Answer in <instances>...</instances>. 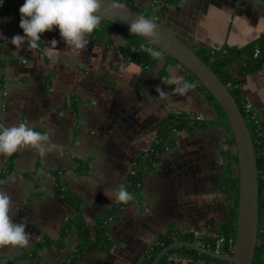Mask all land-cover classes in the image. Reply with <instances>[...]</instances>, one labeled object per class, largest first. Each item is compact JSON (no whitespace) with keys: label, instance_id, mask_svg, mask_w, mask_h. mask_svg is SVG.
<instances>
[{"label":"crops","instance_id":"crops-1","mask_svg":"<svg viewBox=\"0 0 264 264\" xmlns=\"http://www.w3.org/2000/svg\"><path fill=\"white\" fill-rule=\"evenodd\" d=\"M129 2L146 9L155 0ZM22 3L0 5V127L24 124L44 139L0 153V191L27 238L0 245V264H140L168 231L205 245L234 236L225 237L231 134L197 87L177 90L189 74L163 56L151 66L130 60L120 50L124 34L107 23L97 24L100 39L86 33L79 48L55 25L34 46L30 38L16 46ZM158 20L195 51L230 48L241 50L240 62L264 59L253 55L264 37V0H174ZM227 68L264 148V62L246 75L236 62ZM196 114L202 126H169L168 149H154L163 120ZM134 176L138 196L129 200ZM221 261L175 250L163 264Z\"/></svg>","mask_w":264,"mask_h":264},{"label":"water","instance_id":"water-1","mask_svg":"<svg viewBox=\"0 0 264 264\" xmlns=\"http://www.w3.org/2000/svg\"><path fill=\"white\" fill-rule=\"evenodd\" d=\"M163 1L158 0L147 15L139 13L129 5L119 1L117 6L123 7V10L104 8L102 10L105 15L101 16V19L130 33H132L130 23L137 16L149 17L158 25L159 40L156 43H153L149 38L135 35L167 54L184 70L194 76L218 103L227 121L223 126L229 130L234 142L235 170L238 184L234 243L230 254L217 253L190 241H175L162 248L150 264H157L169 250L178 247L190 248L231 264H251L258 234V172L251 133L234 97L211 69L212 63L223 55L206 63L193 48L168 31L156 18V12Z\"/></svg>","mask_w":264,"mask_h":264},{"label":"trees","instance_id":"trees-1","mask_svg":"<svg viewBox=\"0 0 264 264\" xmlns=\"http://www.w3.org/2000/svg\"><path fill=\"white\" fill-rule=\"evenodd\" d=\"M3 1H8V0H3ZM139 13H143L145 15L149 14L156 5V0L155 2L151 5V7L143 9L134 6L129 0H119ZM174 0H164L158 11L156 12V18L157 20L159 19L160 14L166 9L167 5ZM159 21V20H158ZM100 23H107L111 24L116 30L124 34L125 42L126 44L120 47V50L122 53L128 57L130 60L134 61L137 64H140L142 66H151L155 63L156 59H154L150 53L147 51L148 48H152L154 50H159L155 48L154 46L150 45L146 40L136 36L133 33L127 32L123 28L112 24L108 21H105L100 18ZM100 28L98 25L89 33L92 35H95L98 39H100ZM258 44L257 46L259 47V52L260 55H263L264 52V37L260 38L257 40ZM160 51V50H159ZM196 53L199 55V57L205 61L206 63L213 61L215 58L218 56L224 54L221 56L219 59L214 61L212 63L211 69L212 71L217 75V77L220 79V81L227 86L229 89L230 93L234 97L242 115L243 118L246 122V125L251 133L252 140H253V146H254V151L256 155V165H257V172H258V230L261 227H264V222H263V215H264V148L262 144V140L260 136L257 133V124L254 123L253 120L249 119L247 114L242 108V104L244 100L240 96L239 90H238V81L235 79L231 73L228 71L227 66L232 63L236 62L238 65V73L241 75H246L247 73L253 72L256 69H258L262 63L264 62V59H259V58H249L247 61H238L236 59L237 56H241V50L238 49H230V48H220L218 50L215 49H202L196 51ZM161 55L168 61L175 62L172 58H170L167 54L161 52ZM189 83H192L195 87H197L205 96V99L209 103V105L213 108L215 112V120L218 123L226 124V118L222 112V109L218 105V103L215 101V99L212 97V95L198 82V80L189 74ZM167 124V125H166ZM185 125H192V126H202L203 123L200 121H195V120H189L185 116H170L166 120H163L161 125L158 128L157 131V136L155 143L153 144L154 149L164 148L168 144V131L169 126H172V129H177L181 128ZM227 132L229 130L225 128ZM167 138V139H166ZM230 144L232 145V153L228 155V160L225 166V188L227 191L230 192L231 194V210L230 214L227 220V223L225 225V237L228 236L229 232H234V227H235V221H236V199H237V175H236V157L234 153V142L233 138L230 137L229 139ZM154 151V150H153ZM138 176V175H137ZM134 176L133 177V182H132V189H130V196L128 197L129 200L133 199L134 197L136 198L138 196V177ZM132 180V179H131ZM73 200V199H72ZM175 241H193L192 237H183L177 235L175 232L168 231L163 234H160L157 241L151 245V247L148 249L147 253L141 260L140 264H150L154 256L164 247L167 245L171 244L172 242ZM213 243H209L208 248L212 249ZM175 250H181L184 252H188L191 255L203 258V259H208V260H220L217 258L210 257L208 255L196 252L190 248H185V247H178L176 249H171L169 250L159 261L157 264H163L164 260L166 257L172 253ZM223 252H226L227 254H230L231 252L226 250V248L222 249ZM224 263V261H221ZM226 264H231L228 262H225ZM251 264H264V230L262 233L258 231L257 234V239H256V245L254 249V254L252 258Z\"/></svg>","mask_w":264,"mask_h":264},{"label":"clouds","instance_id":"clouds-1","mask_svg":"<svg viewBox=\"0 0 264 264\" xmlns=\"http://www.w3.org/2000/svg\"><path fill=\"white\" fill-rule=\"evenodd\" d=\"M3 0H0V5ZM119 0H23L18 11L20 13L19 27L24 35H14L12 44L19 46L21 41L29 39L33 46L38 34L55 25L67 42L76 48L84 44V35L90 33L105 15L102 10H123ZM130 31L134 34L149 38L153 43L159 40V27L149 17L137 16L130 23ZM147 51L154 59H161V51L148 48ZM177 77L169 78V83H175ZM185 81L177 90L183 93L193 87ZM44 137L24 124L10 127H0V153L11 154L18 146L32 144L39 147V141ZM118 198L126 199V193L121 190ZM9 196L0 191V245H19L27 243L23 225L13 223L8 215Z\"/></svg>","mask_w":264,"mask_h":264},{"label":"built area","instance_id":"built-area-1","mask_svg":"<svg viewBox=\"0 0 264 264\" xmlns=\"http://www.w3.org/2000/svg\"><path fill=\"white\" fill-rule=\"evenodd\" d=\"M258 54H259V49L256 48L254 50V54L253 55L256 57V56H258ZM242 108L245 111V113L247 114V116H248L249 119L253 120L254 123H258V120L256 118V115L252 111L251 106H250V104L248 102H245L244 101L243 104H242ZM190 120H195V121L201 120V116H200V114H196L195 116H192V118ZM164 149L165 150L168 149L167 146H164ZM263 230H264V227H261L258 231L260 233H262ZM194 243H196L197 245H199L201 247H204V248L209 249L208 248L209 245H205V244H203L201 242H198V241L197 242H194ZM233 243H234V236L228 237L227 239L219 238V239H217L214 242L213 248L210 249V250H212L214 252H217V253L227 254L226 252H223L222 249L223 248H226V250H228V251L231 252L232 251V248H233Z\"/></svg>","mask_w":264,"mask_h":264}]
</instances>
